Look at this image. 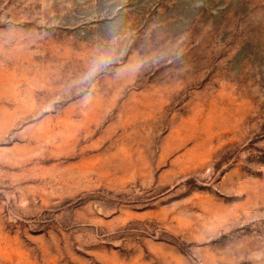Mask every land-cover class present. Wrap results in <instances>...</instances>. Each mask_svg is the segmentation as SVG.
I'll return each mask as SVG.
<instances>
[{"label":"rangeland","instance_id":"rangeland-1","mask_svg":"<svg viewBox=\"0 0 264 264\" xmlns=\"http://www.w3.org/2000/svg\"><path fill=\"white\" fill-rule=\"evenodd\" d=\"M0 264H264V0H0Z\"/></svg>","mask_w":264,"mask_h":264}]
</instances>
